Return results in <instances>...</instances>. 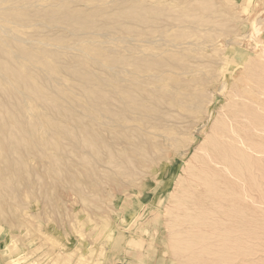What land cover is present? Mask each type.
<instances>
[{
  "label": "rangeland",
  "instance_id": "374dc122",
  "mask_svg": "<svg viewBox=\"0 0 264 264\" xmlns=\"http://www.w3.org/2000/svg\"><path fill=\"white\" fill-rule=\"evenodd\" d=\"M0 47V264H264V0H0Z\"/></svg>",
  "mask_w": 264,
  "mask_h": 264
},
{
  "label": "bare ground",
  "instance_id": "6f19581e",
  "mask_svg": "<svg viewBox=\"0 0 264 264\" xmlns=\"http://www.w3.org/2000/svg\"><path fill=\"white\" fill-rule=\"evenodd\" d=\"M60 15V14H59ZM75 17V16H74ZM83 18H85V17H83ZM64 20V19H63ZM73 20H76V19H73ZM89 20V19H88ZM85 21V20H84ZM75 23V22H74ZM56 25V24H55ZM9 29V28H8ZM12 35V34H11ZM9 37H11V36H9ZM19 40V39H18ZM5 41V40H4ZM9 43V42H8ZM3 45V44H2ZM64 47V46H63ZM0 48H2V47H0ZM12 52V51H11ZM25 52V51H24ZM13 53H14V51H13ZM15 55V54H14ZM6 57V56H5ZM10 63V62H9ZM14 64V63H13ZM15 65V64H14ZM48 68V67H47ZM17 69V68H16ZM16 73V72H15ZM6 76V75H5ZM8 79V78H7ZM30 80V79H29ZM30 82H32V81H30ZM24 83V82H23ZM30 85V84H29ZM13 86V85H12ZM17 86V85H16ZM15 87V86H14ZM18 88V87H17ZM25 88V87H24ZM11 89V88H10ZM14 89V88H13ZM27 89V88H26ZM6 91V90H5ZM23 91V90H22ZM26 91V90H25ZM45 91V90H44ZM9 92H11V91H9ZM15 92V91H14ZM21 93V92H20ZM28 93V92H27ZM59 93V92H58ZM14 94V93H13ZM11 95V94H10ZM11 97V96H10ZM17 97V96H16ZM19 97H21L20 95H19ZM40 97V96H39ZM35 98V97H34ZM10 99V98H9ZM12 99V98H11ZM123 100V99H122ZM3 101V100H2ZM20 101V100H19ZM23 101V100H22ZM18 102V101H17ZM25 102V101H24ZM3 104V103H2ZM47 104V103H46ZM6 105V104H5ZM9 105V104H8ZM18 105V104H17ZM24 105V104H23ZM1 106V105H0ZM8 107V106H7ZM48 107V106H47ZM16 109V108H15ZM1 112V111H0ZM19 121V120H18ZM17 121V122H18ZM10 124V123H9ZM12 125V124H11ZM11 127V126H10ZM14 129V128H13ZM12 129V130H13ZM5 135V134H4ZM9 140V139H8ZM20 147V146H19ZM20 163V162H19ZM230 251V250H229ZM232 256V255H231ZM222 257V256H221ZM230 258V257H229ZM233 261V260H232Z\"/></svg>",
  "mask_w": 264,
  "mask_h": 264
}]
</instances>
